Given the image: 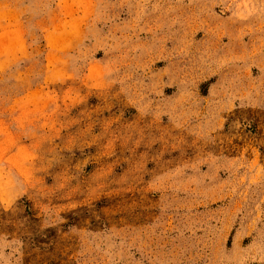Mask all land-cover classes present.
Here are the masks:
<instances>
[{
	"label": "rangeland",
	"instance_id": "rangeland-1",
	"mask_svg": "<svg viewBox=\"0 0 264 264\" xmlns=\"http://www.w3.org/2000/svg\"><path fill=\"white\" fill-rule=\"evenodd\" d=\"M0 264H264V0H0Z\"/></svg>",
	"mask_w": 264,
	"mask_h": 264
}]
</instances>
